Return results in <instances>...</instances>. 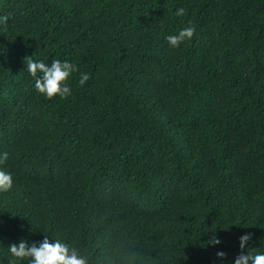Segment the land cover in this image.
<instances>
[{"label":"trees","instance_id":"trees-1","mask_svg":"<svg viewBox=\"0 0 264 264\" xmlns=\"http://www.w3.org/2000/svg\"><path fill=\"white\" fill-rule=\"evenodd\" d=\"M0 15V264L45 235L90 264H232L245 233L264 251V0H0ZM28 56L75 63L71 95L38 93Z\"/></svg>","mask_w":264,"mask_h":264},{"label":"clouds","instance_id":"clouds-1","mask_svg":"<svg viewBox=\"0 0 264 264\" xmlns=\"http://www.w3.org/2000/svg\"><path fill=\"white\" fill-rule=\"evenodd\" d=\"M185 10L176 8L174 14L180 17ZM9 20L8 15H0V25H6ZM195 32V25L191 22L182 27L177 33L165 37L169 48H177L184 41L190 40ZM26 62L27 72L35 77L34 88L46 98L58 96L65 98L71 95V88L68 79L72 73L78 71L77 65L69 60L51 59L50 63H45L40 59H32L28 56ZM89 79L87 72L79 73V84L83 85ZM8 152L0 151V164L8 158ZM13 185V178L10 172L0 168V192L9 190ZM250 234H242L238 237L240 253L234 257L232 264H264V251H255L248 246ZM221 240L213 235L207 244L211 246L219 245ZM216 257L223 264L226 253L217 251ZM27 261V264H90L87 256L82 254L76 247L60 239L49 240L44 236L39 242H28L21 238L17 242L7 245V264H16L17 261Z\"/></svg>","mask_w":264,"mask_h":264}]
</instances>
